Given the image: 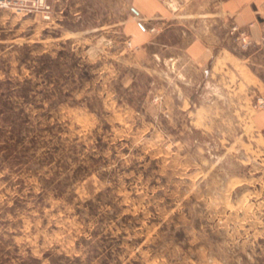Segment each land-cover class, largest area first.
Listing matches in <instances>:
<instances>
[{"label": "rangeland", "instance_id": "374dc122", "mask_svg": "<svg viewBox=\"0 0 264 264\" xmlns=\"http://www.w3.org/2000/svg\"><path fill=\"white\" fill-rule=\"evenodd\" d=\"M98 1L0 11V264H264V138Z\"/></svg>", "mask_w": 264, "mask_h": 264}, {"label": "crops", "instance_id": "0c3cea01", "mask_svg": "<svg viewBox=\"0 0 264 264\" xmlns=\"http://www.w3.org/2000/svg\"><path fill=\"white\" fill-rule=\"evenodd\" d=\"M174 3L173 7L167 0H104L107 31L124 39L113 47L138 58L151 53L154 59L166 54L168 60L184 59L191 70L206 74L218 86L216 98L201 105L209 117L214 110L224 121L237 116L264 138V110H252L254 96L264 97V0ZM93 5L98 22L101 2L95 0Z\"/></svg>", "mask_w": 264, "mask_h": 264}, {"label": "built area", "instance_id": "2783aa9c", "mask_svg": "<svg viewBox=\"0 0 264 264\" xmlns=\"http://www.w3.org/2000/svg\"><path fill=\"white\" fill-rule=\"evenodd\" d=\"M53 0H0V11L11 10L12 12L21 14H32L39 16L43 21L49 22L53 16ZM144 28L143 25H141ZM236 27L233 26L232 30ZM153 30V28H152ZM242 45L245 46L246 40L244 32H241ZM253 108L256 110H264V97L260 94L254 96Z\"/></svg>", "mask_w": 264, "mask_h": 264}, {"label": "water", "instance_id": "95a60500", "mask_svg": "<svg viewBox=\"0 0 264 264\" xmlns=\"http://www.w3.org/2000/svg\"><path fill=\"white\" fill-rule=\"evenodd\" d=\"M135 11V10H134ZM136 12V11H135Z\"/></svg>", "mask_w": 264, "mask_h": 264}]
</instances>
